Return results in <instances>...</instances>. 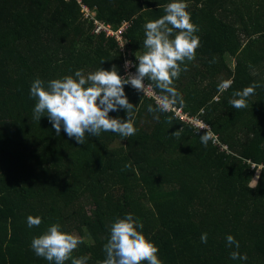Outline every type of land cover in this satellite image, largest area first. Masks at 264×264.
Returning <instances> with one entry per match:
<instances>
[{
    "label": "trees",
    "instance_id": "trees-1",
    "mask_svg": "<svg viewBox=\"0 0 264 264\" xmlns=\"http://www.w3.org/2000/svg\"><path fill=\"white\" fill-rule=\"evenodd\" d=\"M170 2L0 0V264H50L30 245L53 223L82 239L72 257L101 264L111 224L129 213L162 264H264V0H184L200 46L174 80L184 100L176 107L209 126L207 146L200 140L206 129L174 111L149 113L156 102L130 85L124 92L137 109V132L128 138L86 133L78 144L63 127L58 136L46 115L33 119L36 78L46 85L113 66L123 76L126 60L136 71L144 25ZM83 6L113 31L127 23L120 41L92 33ZM226 80L231 87L220 92ZM253 83L247 107L233 108V93ZM109 116L123 121L126 112ZM28 216L41 224L28 227ZM233 251L247 259H231Z\"/></svg>",
    "mask_w": 264,
    "mask_h": 264
},
{
    "label": "clouds",
    "instance_id": "clouds-1",
    "mask_svg": "<svg viewBox=\"0 0 264 264\" xmlns=\"http://www.w3.org/2000/svg\"><path fill=\"white\" fill-rule=\"evenodd\" d=\"M188 4L184 0H171L164 7L165 14L158 19L148 21L144 25L146 51L136 56L135 74L121 76L115 66L111 70L97 69L84 74L82 69L76 70L73 75L52 79L45 82L36 78L31 86L29 95L36 99L33 108V119L37 122L42 116H47L52 127L59 136L61 127L69 138H74L78 144H84L85 135L98 137L101 132H112L123 138L135 135L134 111L136 106L130 103L125 95L124 86L131 85L138 92L144 93L145 78L154 82L160 89L161 95L156 96V106H148L149 113H167L173 111L184 100L174 85L182 71H187L186 61L195 59L196 49L200 46L197 25L191 22L190 13L186 11ZM103 61H101L102 63ZM181 65H184L182 68ZM132 66L131 61H125V68ZM232 81H222L218 85L220 92L231 87ZM258 84L253 83L233 93L230 104L235 109L247 107L246 98L254 94ZM123 109L126 119L111 118L110 111ZM159 119V115H154ZM171 124V118L167 121ZM203 135L201 143L207 146L213 139L209 126ZM180 129L173 132L179 137ZM131 167L126 164L125 168ZM40 217H27L28 227L39 226ZM143 224L138 218L129 213L124 218L117 219L110 227V237L104 245L106 258L101 264H162L158 258V247L146 239L138 229ZM202 243H207V234L200 237ZM229 246L239 248V242L233 236L226 237ZM82 239L70 233L63 232L58 223H53L41 235L31 241V249L37 257H43L50 264H65L71 259V264H87L86 256L72 257V253ZM231 259L246 260V256L237 251L230 253Z\"/></svg>",
    "mask_w": 264,
    "mask_h": 264
},
{
    "label": "built area",
    "instance_id": "built-area-1",
    "mask_svg": "<svg viewBox=\"0 0 264 264\" xmlns=\"http://www.w3.org/2000/svg\"><path fill=\"white\" fill-rule=\"evenodd\" d=\"M81 13L85 19H88L91 21V23H92L91 32L92 33H94V34L104 33L105 36H113L118 41H120L121 32L124 31L128 26L127 23L124 22L118 30L113 31L110 28V26L104 25L100 21L95 20L86 7H84V6L81 7ZM126 61H129V60H126ZM127 74H133V75L135 74L133 62H132V66H129L128 68H125V62H124L123 76H125ZM145 85H146V91L143 94L145 95V97L152 98L156 102L157 94H155L153 92V90L151 89V87L149 85H147L146 83H145ZM173 111L175 112L177 117H179L181 120L187 121L197 128H203L205 126L199 119H196L193 117H188L185 113H183V111L180 108L175 107Z\"/></svg>",
    "mask_w": 264,
    "mask_h": 264
},
{
    "label": "rangeland",
    "instance_id": "rangeland-1",
    "mask_svg": "<svg viewBox=\"0 0 264 264\" xmlns=\"http://www.w3.org/2000/svg\"><path fill=\"white\" fill-rule=\"evenodd\" d=\"M226 60H227V62H229L230 63V65H232V61H231V59L230 58H226ZM178 113V112H177Z\"/></svg>",
    "mask_w": 264,
    "mask_h": 264
}]
</instances>
